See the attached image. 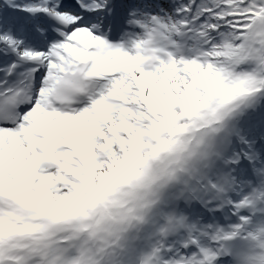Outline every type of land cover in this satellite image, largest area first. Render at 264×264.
<instances>
[{
    "label": "snow or ice",
    "instance_id": "obj_1",
    "mask_svg": "<svg viewBox=\"0 0 264 264\" xmlns=\"http://www.w3.org/2000/svg\"><path fill=\"white\" fill-rule=\"evenodd\" d=\"M0 264H264V0H0Z\"/></svg>",
    "mask_w": 264,
    "mask_h": 264
}]
</instances>
